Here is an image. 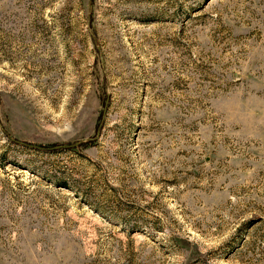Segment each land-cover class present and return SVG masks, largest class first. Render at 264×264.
I'll return each mask as SVG.
<instances>
[{
    "label": "rangeland",
    "instance_id": "obj_1",
    "mask_svg": "<svg viewBox=\"0 0 264 264\" xmlns=\"http://www.w3.org/2000/svg\"><path fill=\"white\" fill-rule=\"evenodd\" d=\"M0 264H264V0H0Z\"/></svg>",
    "mask_w": 264,
    "mask_h": 264
}]
</instances>
